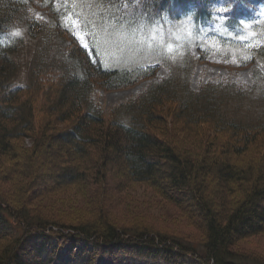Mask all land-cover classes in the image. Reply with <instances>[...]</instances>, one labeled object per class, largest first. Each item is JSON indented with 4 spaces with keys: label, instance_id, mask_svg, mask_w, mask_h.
Here are the masks:
<instances>
[{
    "label": "trees",
    "instance_id": "1",
    "mask_svg": "<svg viewBox=\"0 0 264 264\" xmlns=\"http://www.w3.org/2000/svg\"><path fill=\"white\" fill-rule=\"evenodd\" d=\"M99 1L116 9L114 0ZM212 1L138 0L135 7L128 5L130 14L125 10L106 15L114 26L127 23L130 28L137 18L138 23L148 26L179 8L191 10L196 26L207 27L216 21ZM35 5L46 8V20L32 13ZM70 8L72 4L63 0L36 4L33 0H0V40L10 36L9 44L0 49V95H6L0 100V163L7 154L18 160L21 141L31 137L35 140L30 159L54 141L66 156L73 152L89 163L95 149L99 158L92 180L97 184L105 183L108 168L119 169L127 182L155 184L159 169L167 167V198L197 209L196 217L203 214L207 222L205 238L183 244L181 238L147 229L133 230L106 220H53L15 208L0 193V264H79L89 253L93 256L111 249L163 264H264L239 256L232 249L237 237H246L243 231L257 234L264 223V160L254 163L249 159L240 165L229 159L243 157L251 146L264 148V121L251 123L245 116L244 121L227 117L220 97L223 91L218 90H231L234 84L230 82H206L193 91L189 74L175 79L171 69L169 75L158 79L153 78L156 66L108 65L95 45L96 39L90 43V52L80 43L72 25L66 24L65 15L60 13ZM226 22L229 28L239 25L233 18ZM27 37L33 41L29 48L33 55L22 59L18 50ZM140 80H149L141 94L120 103L107 118L91 99L97 87L114 90ZM167 117L174 125L194 126L199 132L210 125L215 141L225 134L233 144L221 147L216 155L213 143L201 153H192L190 145L178 138L164 141L155 133L166 129ZM208 140L205 136L203 141L208 144ZM28 167L32 175L31 165ZM73 174L75 179L89 178L88 172L73 169ZM207 187L212 188L213 198L206 196ZM236 188H241L244 195L229 202L228 194ZM65 246L79 250L65 260L60 253Z\"/></svg>",
    "mask_w": 264,
    "mask_h": 264
},
{
    "label": "rangeland",
    "instance_id": "2",
    "mask_svg": "<svg viewBox=\"0 0 264 264\" xmlns=\"http://www.w3.org/2000/svg\"><path fill=\"white\" fill-rule=\"evenodd\" d=\"M114 1L117 2L116 9L99 0H63L64 4H72V8L60 14L65 15L66 24L72 25L87 49L96 39L95 45L100 47L102 60L108 65L135 68L153 64L157 67L153 78L167 76L171 69L175 79L189 74V87L193 91L199 90L206 82H230L234 84L231 90H218L223 91L220 97L224 99L227 117L237 116L244 121L245 116L251 123L264 121V0H213L211 8L216 21L210 22L207 27L196 26L189 15L180 16V12H174L176 15L172 19L163 18L149 26L138 23L140 20L137 18L130 28L127 23L114 26L113 20L107 18V12L126 10L127 0ZM33 2L41 3V0ZM32 13L39 19L48 18L46 8L41 6H33ZM124 13L130 14L127 11ZM232 17L240 19V24L229 28L226 21ZM9 37L7 35L0 40V49L9 44ZM32 44V39L28 37L23 41L18 50L22 59L33 55L29 51ZM190 57L193 63L188 59ZM22 70L25 71L24 68ZM51 77L55 78V75ZM46 80L42 82L47 83ZM148 84L149 80H140L114 90L97 87L92 91L91 99L107 118L112 109L141 94ZM5 96L0 95V100ZM44 98L41 97L39 102ZM166 106L172 107L171 104ZM164 123L166 129L156 130L155 133L164 141L178 138V141L190 145L192 153H201L204 147L213 143L216 155L221 147L233 144V140L225 134L219 135L215 141L216 135L210 125L199 132L194 126L174 125L169 117ZM205 136L209 137L208 144L203 141ZM34 140L26 137L21 141L22 150L16 152L18 160L7 154L0 163V193L15 208L27 209L53 220L82 219L94 223L106 220L133 230L147 229L167 234L166 237L181 238L183 244L202 242L205 238L207 222L203 214L196 217V214L199 215L197 209L175 204L167 198L164 189L169 171L167 167L159 169L155 184L127 182L119 169L107 167L105 183L97 184L92 180L94 163L99 158L95 149L92 151L93 161L89 163L73 152L72 156L69 153L66 156L64 149H59L54 141L37 150V155L30 159L29 151ZM247 151L241 158L230 156V161L243 165L249 159L254 163L264 160V148L259 145L251 146ZM29 165L32 175H29ZM73 169L88 172L89 178H73ZM211 192L212 188L207 187L206 196L212 197ZM243 195L242 189L236 188L234 193L228 194L229 202ZM261 208L264 211V202ZM259 228L260 232L254 235L243 231L246 237H237L232 249L239 256L264 263V223ZM76 250L79 248L65 246L60 253L68 260ZM92 259L93 264H163L146 257H131L128 252L117 249L98 251L93 256L89 253L79 264H91Z\"/></svg>",
    "mask_w": 264,
    "mask_h": 264
},
{
    "label": "snow or ice",
    "instance_id": "3",
    "mask_svg": "<svg viewBox=\"0 0 264 264\" xmlns=\"http://www.w3.org/2000/svg\"><path fill=\"white\" fill-rule=\"evenodd\" d=\"M101 15H103V14H101Z\"/></svg>",
    "mask_w": 264,
    "mask_h": 264
}]
</instances>
